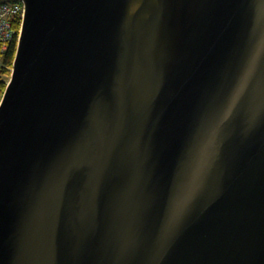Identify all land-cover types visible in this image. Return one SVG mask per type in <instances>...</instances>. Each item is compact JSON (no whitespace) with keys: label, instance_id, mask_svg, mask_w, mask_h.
<instances>
[{"label":"water","instance_id":"water-1","mask_svg":"<svg viewBox=\"0 0 264 264\" xmlns=\"http://www.w3.org/2000/svg\"><path fill=\"white\" fill-rule=\"evenodd\" d=\"M23 2L0 264H264V0Z\"/></svg>","mask_w":264,"mask_h":264},{"label":"built area","instance_id":"built-area-1","mask_svg":"<svg viewBox=\"0 0 264 264\" xmlns=\"http://www.w3.org/2000/svg\"><path fill=\"white\" fill-rule=\"evenodd\" d=\"M25 12L23 0H0V48L8 49L15 36L19 38Z\"/></svg>","mask_w":264,"mask_h":264},{"label":"trees","instance_id":"trees-1","mask_svg":"<svg viewBox=\"0 0 264 264\" xmlns=\"http://www.w3.org/2000/svg\"><path fill=\"white\" fill-rule=\"evenodd\" d=\"M17 43H18V38L16 35L14 40L10 43L8 49L5 50L3 53H0L1 56L3 57L4 63L6 64L3 69L4 72L5 70L10 71V68L13 67V62L17 49ZM6 86H7V81L3 78H0V101L2 99Z\"/></svg>","mask_w":264,"mask_h":264},{"label":"rangeland","instance_id":"rangeland-1","mask_svg":"<svg viewBox=\"0 0 264 264\" xmlns=\"http://www.w3.org/2000/svg\"><path fill=\"white\" fill-rule=\"evenodd\" d=\"M0 51H1V48H0ZM0 53H3V52L1 51ZM5 65L6 64L4 63L3 57L0 54V78L5 79L8 83V81L10 80V77H11V71H12L13 67L10 68V71L5 70V72H4L3 69H4Z\"/></svg>","mask_w":264,"mask_h":264}]
</instances>
